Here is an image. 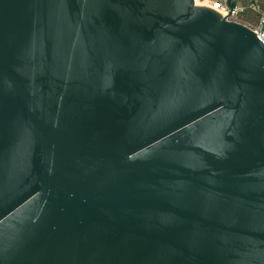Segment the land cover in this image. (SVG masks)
Segmentation results:
<instances>
[{
  "label": "water",
  "instance_id": "obj_1",
  "mask_svg": "<svg viewBox=\"0 0 264 264\" xmlns=\"http://www.w3.org/2000/svg\"><path fill=\"white\" fill-rule=\"evenodd\" d=\"M0 264H264L256 35L193 0H0Z\"/></svg>",
  "mask_w": 264,
  "mask_h": 264
},
{
  "label": "built area",
  "instance_id": "obj_2",
  "mask_svg": "<svg viewBox=\"0 0 264 264\" xmlns=\"http://www.w3.org/2000/svg\"><path fill=\"white\" fill-rule=\"evenodd\" d=\"M197 7L216 12L229 22L239 23L252 31L264 45V0H234L231 10L228 0H193Z\"/></svg>",
  "mask_w": 264,
  "mask_h": 264
},
{
  "label": "rangeland",
  "instance_id": "obj_3",
  "mask_svg": "<svg viewBox=\"0 0 264 264\" xmlns=\"http://www.w3.org/2000/svg\"><path fill=\"white\" fill-rule=\"evenodd\" d=\"M240 3V0H237V4H239Z\"/></svg>",
  "mask_w": 264,
  "mask_h": 264
}]
</instances>
